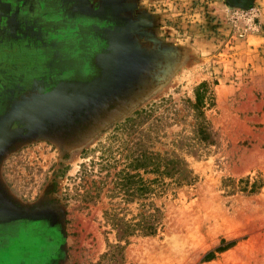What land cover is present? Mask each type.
Wrapping results in <instances>:
<instances>
[{"label":"rangeland","instance_id":"rangeland-1","mask_svg":"<svg viewBox=\"0 0 264 264\" xmlns=\"http://www.w3.org/2000/svg\"><path fill=\"white\" fill-rule=\"evenodd\" d=\"M143 152L181 181L119 239L103 211L136 214L113 176ZM0 264H264V0H0Z\"/></svg>","mask_w":264,"mask_h":264},{"label":"trees","instance_id":"trees-1","mask_svg":"<svg viewBox=\"0 0 264 264\" xmlns=\"http://www.w3.org/2000/svg\"><path fill=\"white\" fill-rule=\"evenodd\" d=\"M205 83H200L195 88L194 101L191 103L192 108L197 112V120L195 122L194 132L201 142L208 141L211 137L208 125L206 124L202 111L204 100ZM149 111L142 110L137 112L136 118H144ZM134 120H129L123 124L122 128H132ZM128 125V126H127ZM181 159L176 155L171 157H163L158 153H140L131 159L128 166L119 170L114 174V185L112 192H117L124 197L126 202L137 199L138 211L130 218L126 219L115 207H110L103 211L106 222L115 230L116 237L119 239H127L130 235H154L159 225L160 210L157 208L150 197L157 192H163V178L172 177V182H180L181 179L176 177V173L181 166ZM150 169L155 177L146 180L138 172H132L137 169ZM91 197V196H90ZM149 199V201H146ZM223 242V241H222ZM231 242L224 243L215 248V251H222ZM212 252H208L204 257H211Z\"/></svg>","mask_w":264,"mask_h":264}]
</instances>
